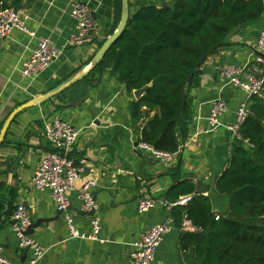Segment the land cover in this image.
I'll list each match as a JSON object with an SVG mask.
<instances>
[{"label":"crops","instance_id":"obj_1","mask_svg":"<svg viewBox=\"0 0 264 264\" xmlns=\"http://www.w3.org/2000/svg\"><path fill=\"white\" fill-rule=\"evenodd\" d=\"M77 1L89 3L95 12L99 33L93 44L70 43V37L78 30L77 21L71 15ZM174 2L154 0L158 6ZM138 7V0H130V15ZM20 9L28 14L27 26L33 34L13 28L0 41V130L17 106L47 93L89 66L100 48L99 43L118 27L113 31L116 0H22ZM263 29L264 13L257 21L232 30L223 47L201 64L200 83L189 89L193 119L187 135L182 134L179 138L181 148L175 161L160 160L149 151L136 147L145 119L139 122L133 119L129 103L135 98L134 93L130 94L126 85L109 72L82 79L67 88L61 97L19 112L0 146V222H3L0 246L8 259L7 264H30L32 257L30 250L20 248L12 226L11 212L20 202L30 209L31 235L49 248L46 256L36 264H133V243L145 230L165 222L171 214V208L162 204L139 212L138 202L144 197L166 199L178 172L181 181H193L210 197L215 211H226L229 197L219 194L215 184L227 166L237 140L224 126L212 130L209 115L214 101L222 97L229 110L220 121L223 124L235 121L237 109L246 94L227 84L220 68L224 64H252ZM44 37L51 38L59 48V56L40 76L24 77L23 64ZM44 117L68 119L80 130L73 156L84 171L76 181V187L88 179L96 180L105 242L71 237L51 191L34 185L35 171L48 148L43 134ZM208 186L209 189H205ZM69 196L76 226L89 233L90 217L81 210L78 192L72 191ZM186 254L182 248L181 230L174 224L157 249L155 264H190Z\"/></svg>","mask_w":264,"mask_h":264},{"label":"trees","instance_id":"obj_2","mask_svg":"<svg viewBox=\"0 0 264 264\" xmlns=\"http://www.w3.org/2000/svg\"><path fill=\"white\" fill-rule=\"evenodd\" d=\"M138 2L120 39L83 79L109 72L130 94L151 83L140 99L129 103L133 119H145L140 141L176 152L193 119L189 89L200 83L199 64L223 47L232 30L257 21L264 0H175L163 6L154 0ZM21 6L22 0H0V10ZM116 8L113 31L120 23L122 0H116ZM250 108L240 133L252 146L233 144L215 184L219 194L229 197L227 210L215 211L210 197L193 181H181L179 172L166 194L169 202L192 195L188 204L171 208L190 264H264V97L253 96ZM186 219L199 230L186 231Z\"/></svg>","mask_w":264,"mask_h":264},{"label":"built area","instance_id":"obj_3","mask_svg":"<svg viewBox=\"0 0 264 264\" xmlns=\"http://www.w3.org/2000/svg\"><path fill=\"white\" fill-rule=\"evenodd\" d=\"M149 1V0H138ZM71 15L77 21L78 30L70 37V43L75 45L93 44L98 39V23L95 12L89 3L77 1L71 11ZM28 14L20 8L8 7L0 10V41L5 39L13 28H18L33 34L27 26ZM258 53L254 62L245 66L224 64L220 68V74L227 84H232L246 94L236 112V119L228 124H223L220 117L229 110L228 103L222 97L214 101L209 115V124L212 130L224 126L237 141L250 144L240 133L241 126L251 114L250 103L253 96L264 97V29L258 40ZM60 50L49 37L39 40L32 55L23 64L22 75L36 78L43 74L59 56ZM43 134L48 148L40 158V162L34 174V185L41 190H50L52 198L59 212L63 213L71 237L105 242L102 236V221L99 213V203L96 196L97 182L95 179L86 180L79 188L76 181L84 171V167L75 161L73 148L79 138L80 130L68 119L61 117L43 118ZM251 145V144H250ZM252 146V145H251ZM136 147L149 151L155 157L163 161H175L180 153L157 149L145 141H139ZM78 192L81 202V210L90 217L91 231L85 233L79 230L75 224L74 214L70 211V192ZM192 199V195L181 197L175 202L167 199L153 197L141 198L138 202L139 212L154 208L162 204L169 208L176 205H186ZM218 219V217H217ZM32 224L29 207L20 202L12 214V226L22 249L32 252L30 264H36L43 259L49 248L41 245L28 233ZM174 228V220L170 214L163 223L154 225L145 230L140 239L133 243L131 252L133 264H155L156 253L165 235ZM186 231H197L199 228L192 221H184ZM8 259L3 254L0 246V264H7Z\"/></svg>","mask_w":264,"mask_h":264},{"label":"water","instance_id":"obj_4","mask_svg":"<svg viewBox=\"0 0 264 264\" xmlns=\"http://www.w3.org/2000/svg\"><path fill=\"white\" fill-rule=\"evenodd\" d=\"M130 19V0H122V8H121V18H120V23L117 27V29L115 30L114 33H112L104 42L103 44L100 46V48L98 49V51L96 52L95 56L93 57L91 63L89 66H85L82 69H80L79 71L75 72L74 74H72L70 77H68L67 79L63 80L60 84H58L56 87H54L53 89H51L50 91H48L45 94H41L39 96H36L34 98H32L31 100L17 106L11 113L10 115L6 118V120L3 123V126L0 130V146L1 144L4 142L5 139V135L7 133V130L11 124V122L13 121V119L15 118V116L21 112L22 110H24L25 108L34 106V105H38L40 103H44L50 99H53L54 97H56L58 94L62 93L63 91H65L67 88H69L71 85L75 84L76 82L82 80L83 78H85L92 69H94L104 58V56L106 55V53L108 52V50L120 39V37L122 36V34L124 33L125 29L128 26V22ZM204 61V59L202 60V62ZM202 62L199 64V66H201ZM152 84H147L142 88L139 89H135L134 90V97L136 99H140L141 96L145 93V91L151 86ZM31 226L28 229V233H30L31 231ZM28 250V249H26Z\"/></svg>","mask_w":264,"mask_h":264}]
</instances>
